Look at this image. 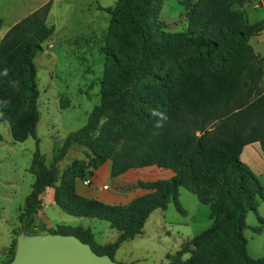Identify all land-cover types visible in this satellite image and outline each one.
Wrapping results in <instances>:
<instances>
[{"label":"trees","instance_id":"16d2710c","mask_svg":"<svg viewBox=\"0 0 264 264\" xmlns=\"http://www.w3.org/2000/svg\"><path fill=\"white\" fill-rule=\"evenodd\" d=\"M245 0H182L185 28L170 31L157 18L162 0H115L104 7L108 21L101 50L99 98L85 122L66 133L45 162L37 147V81L33 58L53 26L45 21L46 1L10 25L0 37V122L13 141L35 138L28 171L30 189L17 214L27 233L39 193L53 188V201L65 213L95 217L117 230L99 244L89 228L56 224L50 232L72 233L97 253L113 258L120 241L140 232L149 212L172 202L183 187L209 206L210 226L165 253L166 264H264V251L251 257L243 236L245 214L255 212L264 190L239 154L257 141L264 150L262 59L249 37L264 28V15L248 22L239 7ZM264 10V0H259ZM153 110L167 116L157 128ZM84 147L85 158L62 159L71 145ZM105 159L110 175L133 167L169 168L166 179L137 181L147 192L123 204L84 197L74 181ZM264 233V217L250 226ZM14 237L0 262L11 257ZM188 255L182 258V254Z\"/></svg>","mask_w":264,"mask_h":264},{"label":"crops","instance_id":"0c3cea01","mask_svg":"<svg viewBox=\"0 0 264 264\" xmlns=\"http://www.w3.org/2000/svg\"><path fill=\"white\" fill-rule=\"evenodd\" d=\"M46 1H50V6L45 21L53 26V30L42 42V45L48 41L55 44L56 42L59 43L77 39L85 41L87 38L105 36L109 15L107 11H105L104 7L112 5L115 0H0V37L15 21ZM178 1L183 5L182 0ZM236 7L243 10L248 22L257 20L264 15V10L259 4V0H245L240 6L236 5ZM260 9H262V13H260ZM183 11L184 6L182 12H180V19L185 22ZM250 11H257L259 14L258 18L249 21L247 17ZM105 12L107 13L106 24ZM163 23L168 27V22L163 20ZM251 39H253V43H251ZM263 40L264 28L251 35L248 40L253 48V51L262 59V74L260 79L261 91H264V85L262 83V76L264 72ZM254 43L262 46V48L256 50ZM260 50H263V52H259ZM3 128L5 132V139L8 142L10 134L7 124L3 125ZM0 142H2L1 139ZM239 158L247 165L264 190V150L260 148L259 143L257 141H253L243 145ZM62 159L58 161V166L60 168L62 167L59 163ZM65 164L66 163H64L63 166H65ZM109 168V159H105L102 163L95 167L86 168L84 170V175L81 178H76L74 181L75 191L84 197L96 198L106 203L123 204L128 202L134 196L147 192V189L137 186V181L166 179L173 174V172L166 167L145 165L128 168L119 174L111 176ZM84 178L89 179L90 183L84 184L82 182V179ZM184 190L186 189L179 187L177 195L178 202L183 209V212L177 211L172 202H168L164 208L156 207L152 209L145 218L140 232L119 242L113 251V259L119 264H135L146 260L154 262L156 259L162 264H166L167 260L165 258V253L176 251L179 249L183 241L191 238L192 236L190 237L187 234H180L178 240H176L173 246L171 245L170 249L161 246L158 247V251H156V246L152 245L153 243L146 244L145 242L151 237H156L158 244L162 242L163 233H153L152 231H166L167 227L172 226L171 221H175L177 224H183L186 227L190 226V224L194 222L195 212L201 209L199 204L202 203L197 201L194 194ZM186 192L192 194L193 197ZM57 208L59 207L53 201V188L51 186L44 187V189L39 193V206L33 216V229L36 232H46L47 229L53 228L56 224L70 226L80 225L82 227L89 228L93 235V239L99 244L111 242L117 236V230L110 227L108 222L105 220L106 224L98 221L102 219L95 217H88V219L83 220L82 217L85 216H74L70 214L62 215L60 213L62 210L59 208L61 211H58ZM172 211L177 215H174ZM256 215L264 217V201L259 198L257 199L255 212L247 211L245 214L246 227L250 228V226L256 223ZM247 219L249 222H247ZM82 220L83 222H81ZM18 226L19 223L17 221L14 228L11 229L9 242H4L3 240L0 241V258L4 257L7 253L11 240L15 236L13 231H15ZM252 240L261 241L264 244L263 237H255ZM187 255L188 252L183 253L182 258Z\"/></svg>","mask_w":264,"mask_h":264},{"label":"rangeland","instance_id":"374dc122","mask_svg":"<svg viewBox=\"0 0 264 264\" xmlns=\"http://www.w3.org/2000/svg\"><path fill=\"white\" fill-rule=\"evenodd\" d=\"M233 7L236 5L233 4ZM183 5L178 0H163L157 18L163 23L168 22L170 31H180L185 28L186 23L180 19V12ZM262 13V9H260ZM257 11H250L248 20L258 18ZM107 13L105 12V24ZM104 36H95L82 39L69 40L64 42L51 43L48 41L42 45L41 51L37 52L33 58L35 65V75L37 81V108L39 120L35 125V137L37 147L44 156L45 162L51 157L53 144L59 143L63 136L69 131L81 126L86 119L87 113L92 106L98 102L99 98V78L101 76L103 52L101 50ZM253 43V39H251ZM264 44V40L262 41ZM255 49L262 46L254 43ZM259 52H263L260 50ZM264 85V72L262 76ZM3 125L0 122V241H10L11 229L17 221V214L22 205L25 194L30 189L32 174L28 171L32 152L35 147V138L27 136L21 141L7 142ZM75 158H85L84 147L72 145L65 152L61 167L64 163ZM186 191V190H184ZM190 194L189 192H186ZM192 196V194H190ZM193 197V196H192ZM201 209L195 212V220L190 226L172 222L171 227H167L162 232L163 241L159 244L156 237H151L146 244L158 247L171 248L178 240L180 234L193 236L204 230L211 224L209 217V207L207 204H199ZM187 206V204H186ZM58 211H61L57 208ZM62 215H69L60 212ZM172 213H174L172 211ZM174 215H177L174 213ZM83 220L88 217H82ZM83 220L81 222H83ZM174 220V219H171ZM106 224L104 220H98ZM65 222V221H64ZM247 222L248 219H247ZM186 232V233H185ZM243 236L246 239V252L251 257L260 256L264 251V244L261 241H253L255 237H263L264 234L253 233L250 228H243ZM135 241V240H134ZM173 252V251H170ZM135 264H162L157 259L140 261Z\"/></svg>","mask_w":264,"mask_h":264},{"label":"water","instance_id":"95a60500","mask_svg":"<svg viewBox=\"0 0 264 264\" xmlns=\"http://www.w3.org/2000/svg\"><path fill=\"white\" fill-rule=\"evenodd\" d=\"M0 264H119L106 253H97L72 233L34 232L19 229L11 257Z\"/></svg>","mask_w":264,"mask_h":264},{"label":"clouds","instance_id":"9594fccd","mask_svg":"<svg viewBox=\"0 0 264 264\" xmlns=\"http://www.w3.org/2000/svg\"><path fill=\"white\" fill-rule=\"evenodd\" d=\"M152 115L158 118L155 126L157 128L163 127V123L167 120V116L159 110H153Z\"/></svg>","mask_w":264,"mask_h":264},{"label":"built area","instance_id":"2783aa9c","mask_svg":"<svg viewBox=\"0 0 264 264\" xmlns=\"http://www.w3.org/2000/svg\"><path fill=\"white\" fill-rule=\"evenodd\" d=\"M82 182L84 184H89L90 183L89 179H87V178L82 179ZM38 206H39V204H38Z\"/></svg>","mask_w":264,"mask_h":264}]
</instances>
